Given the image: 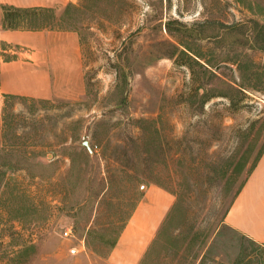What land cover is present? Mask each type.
<instances>
[{
  "label": "rangeland",
  "instance_id": "374dc122",
  "mask_svg": "<svg viewBox=\"0 0 264 264\" xmlns=\"http://www.w3.org/2000/svg\"><path fill=\"white\" fill-rule=\"evenodd\" d=\"M15 23L76 31L84 78L0 93V264H108L153 187L174 202L139 264H264L225 224L264 149V0H73Z\"/></svg>",
  "mask_w": 264,
  "mask_h": 264
},
{
  "label": "crops",
  "instance_id": "0c3cea01",
  "mask_svg": "<svg viewBox=\"0 0 264 264\" xmlns=\"http://www.w3.org/2000/svg\"><path fill=\"white\" fill-rule=\"evenodd\" d=\"M73 0H0L4 7L53 12L59 18ZM0 93L49 99L77 93L84 66L76 31L0 26ZM174 202L171 193L153 187L140 201L123 229L108 264H139ZM225 224L264 248V149L231 206Z\"/></svg>",
  "mask_w": 264,
  "mask_h": 264
},
{
  "label": "trees",
  "instance_id": "16d2710c",
  "mask_svg": "<svg viewBox=\"0 0 264 264\" xmlns=\"http://www.w3.org/2000/svg\"><path fill=\"white\" fill-rule=\"evenodd\" d=\"M3 10L7 12L4 15L5 23H3V29H19L20 25H18L17 23L10 24V22L15 20L20 13L31 12L28 10L15 9L12 7H4Z\"/></svg>",
  "mask_w": 264,
  "mask_h": 264
},
{
  "label": "built area",
  "instance_id": "2783aa9c",
  "mask_svg": "<svg viewBox=\"0 0 264 264\" xmlns=\"http://www.w3.org/2000/svg\"><path fill=\"white\" fill-rule=\"evenodd\" d=\"M66 235H68V232L66 233Z\"/></svg>",
  "mask_w": 264,
  "mask_h": 264
}]
</instances>
